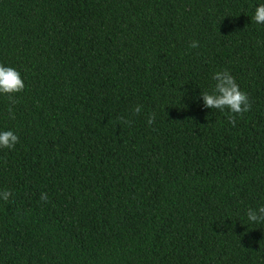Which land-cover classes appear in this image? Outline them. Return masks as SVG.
<instances>
[{"label":"trees","instance_id":"obj_1","mask_svg":"<svg viewBox=\"0 0 264 264\" xmlns=\"http://www.w3.org/2000/svg\"><path fill=\"white\" fill-rule=\"evenodd\" d=\"M257 2L0 0V264H264ZM221 69L248 112L202 106Z\"/></svg>","mask_w":264,"mask_h":264},{"label":"clouds","instance_id":"obj_2","mask_svg":"<svg viewBox=\"0 0 264 264\" xmlns=\"http://www.w3.org/2000/svg\"><path fill=\"white\" fill-rule=\"evenodd\" d=\"M251 21L256 25H264V0H258L255 4ZM190 47H198V42L192 41ZM214 84L210 91L199 92V100L204 108L228 110L229 114L242 115L251 108L246 92L241 90L236 78L227 70L221 69L211 75ZM25 87L21 72L9 63H0V96H7L10 101L15 103L12 94L21 92ZM142 105H135L132 108L134 114L141 112ZM11 118L12 108L8 109ZM153 118L149 116L147 123L151 124ZM127 123V121H125ZM19 141L17 132L9 127H0V149H13ZM10 191L0 189V200H8ZM46 193H41V199H46ZM248 224L264 223V204L248 207L245 211Z\"/></svg>","mask_w":264,"mask_h":264}]
</instances>
